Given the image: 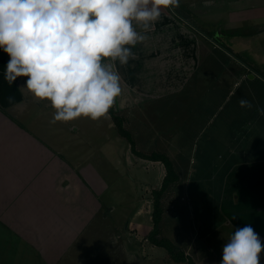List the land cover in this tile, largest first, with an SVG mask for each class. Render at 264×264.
<instances>
[{
	"label": "crops",
	"instance_id": "obj_1",
	"mask_svg": "<svg viewBox=\"0 0 264 264\" xmlns=\"http://www.w3.org/2000/svg\"><path fill=\"white\" fill-rule=\"evenodd\" d=\"M185 7L204 27L213 29L210 36L220 33L226 41L216 38L218 44L211 43L195 28L196 22L182 23L183 19L175 14L174 9H163L160 19L147 32V39L135 46H127L135 54L127 65L110 59L103 63L111 65L112 70L119 74L120 95L124 102L137 100V105H141L153 100L157 108H175L183 106L179 101L189 98L196 102L192 106L193 117L197 114L206 117L207 125L217 119L216 132L207 133L200 152V162L203 161L204 167L200 184L203 189L205 182L207 189L200 207L193 199L184 205V202H189L185 192L190 193L192 187L187 178L199 160L196 158L199 149H195V144L185 149L177 143L179 140L187 141L188 135L180 133L171 136L170 140L163 138L169 141L165 146L168 150H159L168 156L179 176L169 191L172 207L163 213L160 234L163 235V226H167L170 233L166 238L196 264H201L205 256L193 254V237L184 238L178 228L177 219L183 212L191 215L190 211L198 209L201 213L199 218L210 222L223 206L227 209L228 204L231 208L228 214L233 211L230 217L234 225L251 226L260 241H264V116L257 111V108H264V0H185ZM133 26L138 32L142 31L140 22L134 21ZM0 50L3 51L2 48ZM218 51L221 53H216ZM9 59L7 53H0V230L12 231L21 242L32 240L46 257L44 250L60 247L64 244L65 235L69 239L74 235L76 220L80 216L75 215L74 210L81 209L65 196L68 190L77 191L81 199L87 193L83 192L84 185L73 174L75 171L67 166L65 154L61 153L64 150L46 146L19 121L17 110L23 108L30 92L18 88L27 77H18L13 85L4 79ZM9 97L13 98L11 102ZM240 99L250 101L253 107H240ZM214 103L216 106L210 107ZM129 122L127 129L135 140L139 130L135 124L137 121ZM213 158L217 168H213ZM66 169L70 172L66 173ZM215 172L218 173L213 176ZM226 184H229L228 192ZM89 186L91 192L87 191L85 202L89 206L98 205L95 199L97 191L90 183ZM89 194L94 200L90 203ZM135 216H141L138 207L128 219ZM127 225L128 220L125 232L129 236L132 228H127ZM205 229V235L213 233L212 228ZM135 230L139 235L140 228ZM44 236L58 237L57 243L45 245ZM126 238V243L120 237L116 238L117 245L109 253L110 261L113 262L117 252L127 255L126 248H136L137 252L145 253V246L138 244L140 239ZM144 240H147L145 236ZM150 246V252L157 248L151 243ZM130 253V257L136 260L135 252L130 250Z\"/></svg>",
	"mask_w": 264,
	"mask_h": 264
},
{
	"label": "rangeland",
	"instance_id": "obj_2",
	"mask_svg": "<svg viewBox=\"0 0 264 264\" xmlns=\"http://www.w3.org/2000/svg\"><path fill=\"white\" fill-rule=\"evenodd\" d=\"M173 9L174 12H180L184 16L182 23L196 22L195 28L201 33L204 34L203 31H208L210 35L213 34L211 31L213 29L204 27L191 11L186 10L185 0H179V7L176 8L177 10ZM216 31H220L219 27ZM213 36L222 42L226 41L225 38H221L220 33ZM216 53L220 54L221 51ZM116 99L118 100L114 103V111L118 117L123 119V127L128 130L129 120L137 121L135 124L139 130H137L134 144L139 152L145 154L156 150V152H161L159 150L165 149L166 144L169 143L163 138L169 139L180 133L188 135L187 141H183V143L179 140L177 143L179 142L185 149H190L195 144V149L196 147L199 149L196 157L199 160H196L197 162L192 167L193 172L187 178L191 181L192 187L190 193L187 190L185 192L189 202H184V205L193 199L195 205L200 207L199 203L202 202L205 191H207L205 182L203 189L200 184L204 173L203 161L200 162V152L207 133H213L214 130L216 132L217 119L215 121L213 119L214 123L207 125L206 117L198 116V114L193 117L192 106L196 102H192L189 98L179 101L183 105L182 107H178L175 101L174 106L177 105L175 108L164 106L157 108L153 100L143 102L141 105H137V100L124 102L122 95ZM215 106L216 103L213 106L210 105V107ZM54 111L50 102L39 101L29 93L27 102L24 103L21 110H17V113L19 121L32 135L38 137L50 148L64 150L61 153L65 154L67 166L75 171L73 174L84 185L83 192L87 194H83L82 199L79 197L81 194H77V191L74 192L73 189H67L68 192L65 195L71 200L70 202H74L73 204L81 209V211L77 208L74 210L75 215H80L76 220L74 235L70 239L68 235H65L64 244L60 247L44 250L46 256L44 257L37 243L32 240L21 242L12 231L0 230V264H183L170 260L163 248L157 247L156 250H153L154 252L148 251V248H151L150 243L144 240V236L147 237L152 225V191L160 188L165 175L164 166L161 163L150 164L147 162L148 160L134 155L126 139L118 134L116 124L109 114L96 121L82 116L73 121H58L52 124L50 121ZM130 135L132 137L131 133ZM212 160L215 165L213 168H217L216 159ZM69 172L66 169V173ZM156 173H158L157 176ZM217 173H213V176H216ZM182 176L186 178L185 173H182ZM89 183L92 185V189L97 191L95 199L98 205L91 204L89 206L85 202L88 192H91ZM171 187L161 198L164 212L170 211L172 207V194L169 193ZM226 189L228 192L229 184H226ZM80 190L82 191V189ZM89 196L90 203L94 200L91 194ZM213 198L216 199L214 196ZM60 199L62 200L61 195ZM228 206L227 204V209L226 206H223L210 222L199 218L201 213L198 209L190 211L191 215L188 212H183L182 217L177 219L178 228L184 234L183 237L186 239L193 237L192 245L195 250L193 254L197 257L205 256L201 264H220L223 246L227 243L229 236L237 229L244 228L234 225L232 217H230L233 211L232 214H228L231 211ZM137 207L141 209V216L128 219L129 214L133 213ZM111 208L112 210H110ZM127 220V228H132L129 231V236L128 232H125ZM205 227L212 228L213 233L205 235ZM135 228H140L139 235ZM168 232L170 233V230L168 231L167 226L164 225L163 235L160 234V237H168ZM117 237H120V240L125 243L127 242L126 237L135 239V241L137 238L140 239L138 244L145 246V253H141L140 250L137 252L136 248H126L127 255L117 252L113 262L110 261L109 253L116 247ZM43 238L45 245L50 242L57 243L58 240V237L54 236H44ZM261 246L260 264H264V241L261 242ZM130 250L135 252L136 260L130 257Z\"/></svg>",
	"mask_w": 264,
	"mask_h": 264
},
{
	"label": "clouds",
	"instance_id": "obj_3",
	"mask_svg": "<svg viewBox=\"0 0 264 264\" xmlns=\"http://www.w3.org/2000/svg\"><path fill=\"white\" fill-rule=\"evenodd\" d=\"M176 7L179 0H0V48L10 57L4 79L13 85L27 77L18 88L50 102L52 124L99 120L121 94L119 74L103 61L127 65L135 55L127 46L146 40L162 10ZM239 105L253 107L246 99ZM261 252L246 226L229 236L220 264H260Z\"/></svg>",
	"mask_w": 264,
	"mask_h": 264
},
{
	"label": "trees",
	"instance_id": "obj_4",
	"mask_svg": "<svg viewBox=\"0 0 264 264\" xmlns=\"http://www.w3.org/2000/svg\"><path fill=\"white\" fill-rule=\"evenodd\" d=\"M175 14L180 18H182V17L184 18V16H182V14L180 12L179 13L175 12ZM203 32L208 33L207 31H203ZM0 53H3V51L0 50ZM108 114L113 118V120L116 124L118 134L121 137H123L124 139H126V141L130 145V150L134 155H136L137 157H140L142 159H145V160H149V161H153V162H160L164 166V169H165V175L162 179V183H161L160 188L152 191V213H151L152 228H151L150 232L147 234L146 239L151 244H153L154 246L163 248L166 251V254L170 260H172L176 263L196 264L192 260V258L185 255V253L183 251L179 250L170 240H168L167 238L160 237L159 225H160V222L162 219V215L164 213L161 198H162L163 194L172 185L177 183L179 180V176H178L177 172L175 171L171 160L164 153L151 152L150 154H145V153L137 151L135 148L134 140L131 137L129 131H127L123 127V119L118 117L115 114L114 104L109 109Z\"/></svg>",
	"mask_w": 264,
	"mask_h": 264
},
{
	"label": "flooded vegetation",
	"instance_id": "obj_5",
	"mask_svg": "<svg viewBox=\"0 0 264 264\" xmlns=\"http://www.w3.org/2000/svg\"><path fill=\"white\" fill-rule=\"evenodd\" d=\"M204 34H205L206 37H208V38H213V39L217 42V44H218V40L215 39L214 36H210L209 33H204Z\"/></svg>",
	"mask_w": 264,
	"mask_h": 264
},
{
	"label": "water",
	"instance_id": "obj_6",
	"mask_svg": "<svg viewBox=\"0 0 264 264\" xmlns=\"http://www.w3.org/2000/svg\"><path fill=\"white\" fill-rule=\"evenodd\" d=\"M216 35H218V34H216ZM209 39H210V41H212V42L217 44V42L213 38H209Z\"/></svg>",
	"mask_w": 264,
	"mask_h": 264
}]
</instances>
